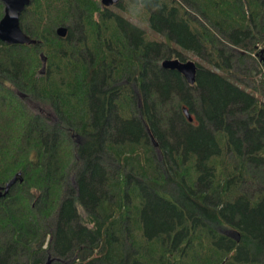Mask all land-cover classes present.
Here are the masks:
<instances>
[{
	"label": "trees",
	"instance_id": "16d2710c",
	"mask_svg": "<svg viewBox=\"0 0 264 264\" xmlns=\"http://www.w3.org/2000/svg\"><path fill=\"white\" fill-rule=\"evenodd\" d=\"M113 6L30 0L0 40V264H264L263 0Z\"/></svg>",
	"mask_w": 264,
	"mask_h": 264
},
{
	"label": "water",
	"instance_id": "95a60500",
	"mask_svg": "<svg viewBox=\"0 0 264 264\" xmlns=\"http://www.w3.org/2000/svg\"><path fill=\"white\" fill-rule=\"evenodd\" d=\"M3 4V15L0 18V40L6 44H29L34 42L20 27L19 18L22 11L30 3V0H0ZM118 2V0H100V4L104 7H109ZM264 2V0H263ZM60 36H65L67 28L59 26L56 30ZM161 66L166 69L177 70L189 84L195 82V74L197 65L193 60H180L178 58H165L161 61ZM183 112L189 121H192V116L186 107ZM20 172H17L4 185H0V195L8 192L9 188L15 183V179ZM48 259L46 264H49Z\"/></svg>",
	"mask_w": 264,
	"mask_h": 264
},
{
	"label": "rangeland",
	"instance_id": "374dc122",
	"mask_svg": "<svg viewBox=\"0 0 264 264\" xmlns=\"http://www.w3.org/2000/svg\"><path fill=\"white\" fill-rule=\"evenodd\" d=\"M99 1H100V0H99ZM122 1H123V0H122ZM112 10H113V11H116V12H120V13H122V14H123L124 16H126V17H130V16H128L126 13H124L123 11H120V10H119L117 7H115V6L112 7ZM139 17H140V15H139ZM136 22L142 25L143 29L145 30V32L147 33V35H148L149 38H156V39H160V38H161L160 35H157L155 32H153V31H151V30L149 29V27H148V25L146 24V22H144V21H139V20H136ZM191 60L194 61V59H191ZM42 106H44V105H42ZM45 107H46V106H45Z\"/></svg>",
	"mask_w": 264,
	"mask_h": 264
}]
</instances>
